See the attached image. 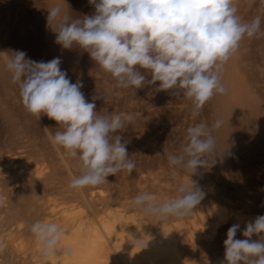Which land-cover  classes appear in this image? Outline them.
Masks as SVG:
<instances>
[{"label":"rangeland","instance_id":"rangeland-1","mask_svg":"<svg viewBox=\"0 0 264 264\" xmlns=\"http://www.w3.org/2000/svg\"><path fill=\"white\" fill-rule=\"evenodd\" d=\"M56 4L73 18L94 13L88 0H0V264H27L12 244L22 241L33 245L30 226L43 220L52 203L63 207L82 200L80 205L96 210L104 201L131 202L144 192L174 198L178 186L190 183V177L184 172L172 175L167 154L181 151L188 127L200 122L211 125L216 119L223 121L214 133L217 153H221L213 166L191 179L198 180L207 193L203 202L220 199L230 208H241L251 192V214L264 215V37L241 42L222 74L227 92L215 95L194 119L191 101L159 91V82L135 94L131 89L117 88L111 75L86 51L58 45L46 20L48 9ZM238 15L243 21L259 15L264 31L259 0L251 6L248 0H238ZM15 50L24 51L35 61L59 57L72 82L83 81L81 91L86 100L101 95L95 100L97 112L135 113V121L122 133L136 164L131 175H110L108 183L83 190L68 187L80 174L79 163L50 143L49 134L59 130L54 120L46 115L37 120L24 109L19 86L11 83V74L4 67L5 57ZM227 230L216 232L209 240L212 247L198 264H219L224 258ZM235 238L245 239L239 231Z\"/></svg>","mask_w":264,"mask_h":264},{"label":"clouds","instance_id":"clouds-1","mask_svg":"<svg viewBox=\"0 0 264 264\" xmlns=\"http://www.w3.org/2000/svg\"><path fill=\"white\" fill-rule=\"evenodd\" d=\"M94 13L73 18L61 4L48 9L47 26L55 42L64 49L86 51L90 59L111 75L120 89L136 90L158 84L159 91L183 97L192 103L191 115L199 116L204 105L217 94H225L222 74L228 61L245 39L264 37L261 17L243 21L238 15V0H88ZM249 5L256 0H248ZM264 10V0H259ZM5 57V70L11 83L19 86L24 109L40 119L46 115L58 125L49 134L54 148L79 163L80 174L68 184L83 190L108 183L107 177L125 172L136 164L130 159L122 133L136 119L135 113L97 112L95 100H86L82 80L72 82L61 59L35 61L24 51L15 50ZM150 75V79L147 77ZM223 121L211 125L196 123L187 128L179 153H168L172 175L184 172L190 183L180 184L174 198L140 193L130 208L157 222L170 218L185 219L205 199L207 193L198 180L201 170L216 163L217 141L214 133ZM2 203V201H0ZM227 230L224 258L219 264H264V215ZM30 232L42 257L58 251L66 228L58 223L37 220ZM256 235L259 238L252 240ZM147 246L140 245L141 249ZM69 258L71 250H67Z\"/></svg>","mask_w":264,"mask_h":264},{"label":"bare ground","instance_id":"bare-ground-1","mask_svg":"<svg viewBox=\"0 0 264 264\" xmlns=\"http://www.w3.org/2000/svg\"><path fill=\"white\" fill-rule=\"evenodd\" d=\"M247 193L250 196H245L246 206L241 208H230L220 199L202 200L190 217L170 218L163 223L130 208L131 202L126 200L104 201L96 210L87 208V200L84 202L86 207L80 205L82 200L63 207L52 203L43 220L66 228L57 253L42 257L35 241L31 246L22 241L12 245L21 251V260L27 264H198L209 253L212 247L209 240L216 232L239 223V233L242 234L245 223L257 216L256 213L251 214L252 194ZM143 243L147 246L141 249ZM69 249L70 258L67 254Z\"/></svg>","mask_w":264,"mask_h":264}]
</instances>
